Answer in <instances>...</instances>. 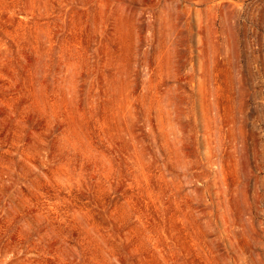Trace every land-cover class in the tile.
I'll return each mask as SVG.
<instances>
[{"label":"rangeland","instance_id":"obj_1","mask_svg":"<svg viewBox=\"0 0 264 264\" xmlns=\"http://www.w3.org/2000/svg\"><path fill=\"white\" fill-rule=\"evenodd\" d=\"M0 264H264V0H0Z\"/></svg>","mask_w":264,"mask_h":264}]
</instances>
